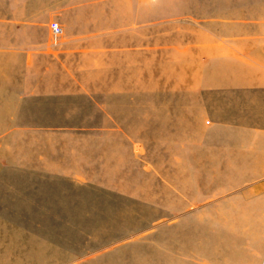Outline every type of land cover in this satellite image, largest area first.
<instances>
[{"label": "crops", "instance_id": "obj_1", "mask_svg": "<svg viewBox=\"0 0 264 264\" xmlns=\"http://www.w3.org/2000/svg\"><path fill=\"white\" fill-rule=\"evenodd\" d=\"M233 1L1 0V110L18 113L33 138L22 142L81 145L75 167H38L71 157L36 151V175L114 191L144 174L147 205L163 208L256 195L247 185L264 176V128L212 113L236 93H264V34L249 33L248 0L234 23ZM251 8L262 19L264 3Z\"/></svg>", "mask_w": 264, "mask_h": 264}, {"label": "rangeland", "instance_id": "obj_2", "mask_svg": "<svg viewBox=\"0 0 264 264\" xmlns=\"http://www.w3.org/2000/svg\"><path fill=\"white\" fill-rule=\"evenodd\" d=\"M260 1L248 0L251 35L264 34L252 22L264 26V10L260 19L251 8ZM233 2L235 23L240 0ZM1 94L0 80V264H264V176L247 185V190L259 185L247 202L236 192L231 202L178 209L148 206L140 172L142 181L118 183L114 191L77 176L36 175V151L64 157L68 149L71 157L38 161V167H75L81 145L22 142L33 138L16 128L18 113L1 110ZM212 113L264 128V93H236L232 104L218 100ZM135 148L143 163L140 145ZM152 188V204L159 203L155 176Z\"/></svg>", "mask_w": 264, "mask_h": 264}, {"label": "built area", "instance_id": "obj_3", "mask_svg": "<svg viewBox=\"0 0 264 264\" xmlns=\"http://www.w3.org/2000/svg\"><path fill=\"white\" fill-rule=\"evenodd\" d=\"M50 29L54 38L61 34V28L57 23H52Z\"/></svg>", "mask_w": 264, "mask_h": 264}, {"label": "bare ground", "instance_id": "obj_4", "mask_svg": "<svg viewBox=\"0 0 264 264\" xmlns=\"http://www.w3.org/2000/svg\"><path fill=\"white\" fill-rule=\"evenodd\" d=\"M217 57V56H216Z\"/></svg>", "mask_w": 264, "mask_h": 264}]
</instances>
